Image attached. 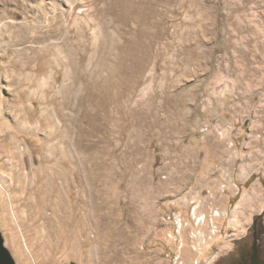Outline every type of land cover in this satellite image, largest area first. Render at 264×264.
<instances>
[{"label": "rangeland", "instance_id": "1", "mask_svg": "<svg viewBox=\"0 0 264 264\" xmlns=\"http://www.w3.org/2000/svg\"><path fill=\"white\" fill-rule=\"evenodd\" d=\"M0 237L14 264H264V0H0Z\"/></svg>", "mask_w": 264, "mask_h": 264}, {"label": "built area", "instance_id": "2", "mask_svg": "<svg viewBox=\"0 0 264 264\" xmlns=\"http://www.w3.org/2000/svg\"><path fill=\"white\" fill-rule=\"evenodd\" d=\"M214 215L218 216L217 213H215ZM192 224L194 225V227H198L202 222H203V217L197 216L195 215V213H192ZM164 218H169V224L171 225L172 228V234H168V237H171L172 240L176 243H180L181 242V231L182 229L185 227V223L182 221V217L178 212L172 211V212H168L166 213ZM200 235L199 231H195L194 234H192L191 236H193V238H196ZM178 256H174L171 258V264H178Z\"/></svg>", "mask_w": 264, "mask_h": 264}, {"label": "water", "instance_id": "3", "mask_svg": "<svg viewBox=\"0 0 264 264\" xmlns=\"http://www.w3.org/2000/svg\"><path fill=\"white\" fill-rule=\"evenodd\" d=\"M0 264H14L8 250L3 246V241L0 237Z\"/></svg>", "mask_w": 264, "mask_h": 264}, {"label": "bare ground", "instance_id": "4", "mask_svg": "<svg viewBox=\"0 0 264 264\" xmlns=\"http://www.w3.org/2000/svg\"><path fill=\"white\" fill-rule=\"evenodd\" d=\"M165 219V218H164ZM166 221H169V218H167V220ZM35 223V222H34Z\"/></svg>", "mask_w": 264, "mask_h": 264}, {"label": "crops", "instance_id": "5", "mask_svg": "<svg viewBox=\"0 0 264 264\" xmlns=\"http://www.w3.org/2000/svg\"><path fill=\"white\" fill-rule=\"evenodd\" d=\"M249 179V178H248Z\"/></svg>", "mask_w": 264, "mask_h": 264}]
</instances>
